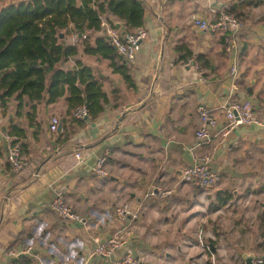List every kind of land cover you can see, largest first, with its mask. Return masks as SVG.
Masks as SVG:
<instances>
[{
  "label": "crops",
  "instance_id": "0c3cea01",
  "mask_svg": "<svg viewBox=\"0 0 264 264\" xmlns=\"http://www.w3.org/2000/svg\"><path fill=\"white\" fill-rule=\"evenodd\" d=\"M23 1H0V8ZM142 1L147 36L127 62L132 86L108 59L83 56L107 94L96 119L69 124L65 95L35 108L25 103L18 110L16 100L6 111L0 107V264H115L120 251L102 257L93 250L96 239L117 230L126 231V244L142 264H245L244 253H262L264 26L243 25L235 57L220 33L192 23L216 20L221 0ZM109 18L94 36L106 35ZM179 45L193 57L206 56L207 66L199 72L195 61L181 59L185 47L177 50ZM235 59L239 73L232 76ZM60 67L72 70L75 60L69 57ZM229 99L251 100L261 124L241 125L210 146L196 147L197 106L220 108ZM53 117L59 120L56 132L50 129ZM9 124L25 130L28 165L20 172L7 160ZM202 153L213 154L209 167L222 176L210 190L181 181L183 169ZM104 154L106 175L98 176L94 166ZM57 190L82 222L62 220L51 210ZM121 205H128V213L117 217ZM223 212L222 223L216 216Z\"/></svg>",
  "mask_w": 264,
  "mask_h": 264
},
{
  "label": "trees",
  "instance_id": "16d2710c",
  "mask_svg": "<svg viewBox=\"0 0 264 264\" xmlns=\"http://www.w3.org/2000/svg\"><path fill=\"white\" fill-rule=\"evenodd\" d=\"M221 1L222 10L242 25L264 26V13L254 15V10L264 7V0ZM144 14L142 0H25L4 5L0 8V107L6 111L9 102L16 100L18 110L25 103L35 108L42 100L51 104L65 95L69 124L82 123L83 119L73 116L79 106L87 108V118L96 119L104 110L107 94L103 80L94 75L83 56L108 59L125 83L132 86L133 81L127 62L105 33L94 36L92 32H102V22L109 17L121 22L120 32L135 31L142 27ZM71 30L81 34L74 43L68 42ZM220 35L224 43L225 34ZM183 50L181 59L207 66L206 56L193 57L188 47ZM69 57L75 60L74 69H61ZM6 131L17 137L24 151L25 130L9 124ZM64 132L68 134L69 128Z\"/></svg>",
  "mask_w": 264,
  "mask_h": 264
},
{
  "label": "built area",
  "instance_id": "2783aa9c",
  "mask_svg": "<svg viewBox=\"0 0 264 264\" xmlns=\"http://www.w3.org/2000/svg\"><path fill=\"white\" fill-rule=\"evenodd\" d=\"M192 23L201 30L225 34L224 43L227 51L235 57L239 54L240 35L243 30V25L233 15L221 10L218 18L214 21L193 18ZM102 24L105 23L102 22ZM106 35L109 36L110 42L122 58L130 63L134 61L139 44L147 36V32L143 28L132 32H120L112 27H107ZM78 36H81V34L74 31L72 34L73 41H76ZM195 68L200 72V66L195 65ZM230 73L232 76H236L239 73L238 60L235 59L231 63ZM196 111L198 115V126L195 130L196 147L210 146L215 137L224 139L241 125L251 123L261 124L253 115V105L249 99H229L220 108L199 104ZM87 112L85 106H79L74 109L73 116L78 119H84L88 116ZM220 115L223 117L221 121L219 120ZM58 126V118L53 117L50 121L51 131L56 132ZM4 139L6 142L7 160L11 166V170L13 172L22 171L27 167L28 161L22 154L20 142L16 136L8 133L4 134ZM76 157L79 158V155H76ZM212 160V153H202L197 156L193 164L183 169L181 181L195 184L201 190L215 188L220 184L222 176L218 172L210 169L209 166ZM106 163V154L98 158L94 166V171L98 176L106 175ZM225 206L229 207L230 204L227 203ZM50 208L62 220L76 222H82L83 220L81 215L65 200L61 190H57L54 199L50 203ZM115 212L117 217L125 216L128 213V205L118 206ZM126 235V231L117 230L104 240L96 239L93 253L102 257H110L115 251H120L121 253L115 261V264H142V258L134 254L133 250L126 244ZM254 263L264 264V248L262 253L255 258Z\"/></svg>",
  "mask_w": 264,
  "mask_h": 264
},
{
  "label": "water",
  "instance_id": "95a60500",
  "mask_svg": "<svg viewBox=\"0 0 264 264\" xmlns=\"http://www.w3.org/2000/svg\"><path fill=\"white\" fill-rule=\"evenodd\" d=\"M109 21L111 22L113 27L116 28L117 30L121 27V23L118 22V21L113 20L112 17L109 18ZM107 38L109 39V36H107ZM84 119H87V116ZM243 259H244L245 264H254L255 257L253 255V253H247V254L244 253L243 254Z\"/></svg>",
  "mask_w": 264,
  "mask_h": 264
},
{
  "label": "rangeland",
  "instance_id": "374dc122",
  "mask_svg": "<svg viewBox=\"0 0 264 264\" xmlns=\"http://www.w3.org/2000/svg\"><path fill=\"white\" fill-rule=\"evenodd\" d=\"M264 13V7L262 6L260 9H257V10H254V15H257V14H263ZM212 189V188H210ZM210 189H207V190H210ZM201 190V189H200ZM161 195H164L165 193L163 191H160L159 192ZM164 193V194H163ZM202 199V198H201ZM227 214L226 212H223L221 214H217L216 217H218L217 219H220L222 220L221 222L223 223L224 219L226 218Z\"/></svg>",
  "mask_w": 264,
  "mask_h": 264
}]
</instances>
